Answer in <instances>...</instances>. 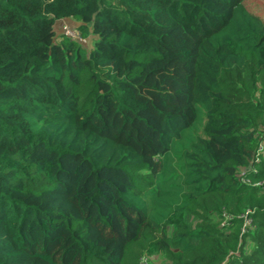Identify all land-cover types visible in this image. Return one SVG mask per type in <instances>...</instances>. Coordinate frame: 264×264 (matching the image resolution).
<instances>
[{
    "label": "trees",
    "instance_id": "trees-1",
    "mask_svg": "<svg viewBox=\"0 0 264 264\" xmlns=\"http://www.w3.org/2000/svg\"><path fill=\"white\" fill-rule=\"evenodd\" d=\"M243 1L0 0V264H264V23ZM109 101L162 152L104 133Z\"/></svg>",
    "mask_w": 264,
    "mask_h": 264
},
{
    "label": "rangeland",
    "instance_id": "rangeland-1",
    "mask_svg": "<svg viewBox=\"0 0 264 264\" xmlns=\"http://www.w3.org/2000/svg\"><path fill=\"white\" fill-rule=\"evenodd\" d=\"M243 2L248 11L258 16L264 23V0H244ZM63 25H66L67 28L70 29L72 23L69 24V22H63ZM58 26L57 24L55 26L57 32L59 30ZM71 30L72 29H70V31ZM85 40L86 39L82 37L81 41L85 42ZM102 116L106 122L104 133L107 135L115 137L121 141H127L140 151H149L158 154L162 152L157 133L146 127L136 118L130 117L123 111L117 110L112 105L111 101L105 106V109L102 111ZM191 132H194V134H200V130L197 127L192 129ZM176 148H180L179 144H175L174 149ZM148 259L154 260L155 258L148 256L144 257L140 260V264H149Z\"/></svg>",
    "mask_w": 264,
    "mask_h": 264
},
{
    "label": "built area",
    "instance_id": "built-area-1",
    "mask_svg": "<svg viewBox=\"0 0 264 264\" xmlns=\"http://www.w3.org/2000/svg\"><path fill=\"white\" fill-rule=\"evenodd\" d=\"M63 28H64V32H65L66 34H68V35H70V36H72V37H77V38L80 39V40L82 39V38L79 36V34H78L77 32H75V31H73V30L70 31V29H68L66 25H64ZM72 32H73V33H72ZM262 146H263V145H260V149H262Z\"/></svg>",
    "mask_w": 264,
    "mask_h": 264
}]
</instances>
